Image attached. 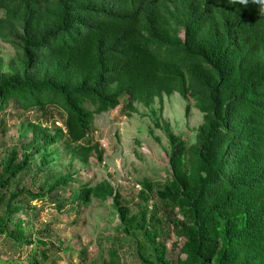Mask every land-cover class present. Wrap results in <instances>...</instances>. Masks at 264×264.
<instances>
[{"label":"trees","instance_id":"trees-1","mask_svg":"<svg viewBox=\"0 0 264 264\" xmlns=\"http://www.w3.org/2000/svg\"><path fill=\"white\" fill-rule=\"evenodd\" d=\"M171 93L201 113L192 141L162 116ZM137 105L167 164L130 203L79 169L103 161L94 116ZM107 199L101 262L79 264H122L127 243L139 264H264V0H0V264L60 250L33 202L79 216Z\"/></svg>","mask_w":264,"mask_h":264},{"label":"rangeland","instance_id":"rangeland-1","mask_svg":"<svg viewBox=\"0 0 264 264\" xmlns=\"http://www.w3.org/2000/svg\"><path fill=\"white\" fill-rule=\"evenodd\" d=\"M137 106L139 111L137 113L127 114L118 106L94 116L91 126L94 140L98 141L104 151L103 161L98 162L92 156L88 164L79 169L80 179L91 184L108 178L123 200L130 201V203L135 200L139 189L138 181L143 177L151 180L155 189L161 187L165 181L167 164L163 149L165 138L162 131L157 129L150 134L151 120L148 116L141 115L146 112V109ZM184 106V100L177 93L164 95L162 116L170 123L174 132L192 141L193 128L201 122V113L191 107L186 117ZM17 135L18 124L10 125L5 135L7 144L16 143ZM154 137H159V141ZM75 166L78 167L79 164ZM153 201L161 204L154 196ZM110 203V199H107L104 205L97 200H92L82 208L81 214L77 216L73 211H58L54 206L48 204L39 206V202H33L32 204L37 206L35 228L42 230L48 227L50 229L49 240L55 243L62 241L59 246L60 250L50 253L49 264H79L82 252H84L86 261L95 259L97 263H100L99 240L101 236L108 237L113 234L104 229L107 225V220L104 218H108L112 212ZM78 217L80 219L76 220ZM114 224H116L115 220L111 225ZM174 240L175 237L172 236L167 242L170 257L178 253L179 247L174 248L172 244ZM106 244L107 242L104 245ZM67 245L70 249H66ZM121 255L122 264H139L131 243L124 245ZM24 256L22 254L20 258L23 260Z\"/></svg>","mask_w":264,"mask_h":264},{"label":"clouds","instance_id":"clouds-1","mask_svg":"<svg viewBox=\"0 0 264 264\" xmlns=\"http://www.w3.org/2000/svg\"><path fill=\"white\" fill-rule=\"evenodd\" d=\"M241 2H246V0H241ZM181 35L183 36V32L181 33ZM57 125H60L59 123H57ZM24 216V215H23Z\"/></svg>","mask_w":264,"mask_h":264}]
</instances>
